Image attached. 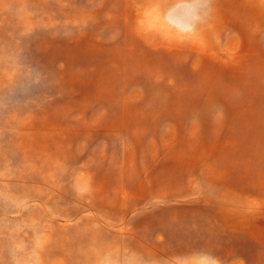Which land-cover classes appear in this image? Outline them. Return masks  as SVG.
<instances>
[{
  "label": "rangeland",
  "instance_id": "obj_1",
  "mask_svg": "<svg viewBox=\"0 0 264 264\" xmlns=\"http://www.w3.org/2000/svg\"><path fill=\"white\" fill-rule=\"evenodd\" d=\"M0 264H264V0H0Z\"/></svg>",
  "mask_w": 264,
  "mask_h": 264
}]
</instances>
